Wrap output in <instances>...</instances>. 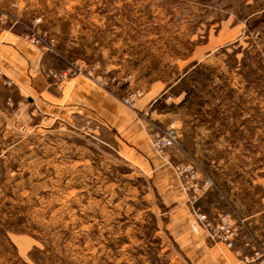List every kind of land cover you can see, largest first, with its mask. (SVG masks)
Here are the masks:
<instances>
[{"label":"rangeland","instance_id":"1","mask_svg":"<svg viewBox=\"0 0 264 264\" xmlns=\"http://www.w3.org/2000/svg\"><path fill=\"white\" fill-rule=\"evenodd\" d=\"M263 15L264 0H0V42L44 55L38 82L0 59V264H264ZM193 61L176 106L163 90ZM72 79L114 106L71 100Z\"/></svg>","mask_w":264,"mask_h":264},{"label":"crops","instance_id":"2","mask_svg":"<svg viewBox=\"0 0 264 264\" xmlns=\"http://www.w3.org/2000/svg\"><path fill=\"white\" fill-rule=\"evenodd\" d=\"M0 35H2V33H0ZM43 56L44 55L40 53V51L35 46L23 41L12 32L6 35L5 43L2 44L0 42V59L6 63H15V66L18 67L15 75L19 77H22L26 69H28L29 72H31L32 77H36L37 82L40 81V76H42L41 66ZM71 82L72 84L68 88V92L70 93L69 98H71V100H79L84 104L88 103L93 107L95 106L96 108H99L101 111H104L105 109L107 111L108 108L114 106V100L105 95L98 88L87 84L85 81H76L75 79H72ZM169 83L166 84L163 92L165 90H169ZM157 98L160 97L153 98L149 104H152L153 106V103ZM152 111H155L158 114L166 113L165 110L158 108L156 105H154Z\"/></svg>","mask_w":264,"mask_h":264},{"label":"trees","instance_id":"3","mask_svg":"<svg viewBox=\"0 0 264 264\" xmlns=\"http://www.w3.org/2000/svg\"><path fill=\"white\" fill-rule=\"evenodd\" d=\"M264 20V15L261 17ZM244 61V59H242ZM201 68L202 64H200L197 61H193L191 64H189L186 68H184L182 74L178 75L171 83H169V93L171 96L177 97L180 94H183L182 99L176 106H181L183 105L188 97L192 95L195 91L194 88L189 87V80H196V76L201 75ZM162 98L165 97V94L161 96ZM157 98L156 101L153 103V107L155 104L162 103V98ZM164 105V104H163ZM175 104L170 103V107H174ZM214 184V183H213ZM215 185V184H214ZM216 188V186H215Z\"/></svg>","mask_w":264,"mask_h":264},{"label":"built area","instance_id":"4","mask_svg":"<svg viewBox=\"0 0 264 264\" xmlns=\"http://www.w3.org/2000/svg\"><path fill=\"white\" fill-rule=\"evenodd\" d=\"M36 22L40 21V18H36L35 19ZM33 39V38H32ZM34 43L38 44V48L41 50V51H49L53 48V40H49L47 41V43H39L38 40H34ZM177 134L175 131H169L167 134H155V136L152 138V145L156 148V149H160L162 147H166L172 143H177ZM196 218L197 219H201L202 216L200 214H195ZM225 226H222L221 228H224ZM230 237V232L229 230L225 227V232H224V236L222 237V239L224 241H227ZM253 262V261H251ZM253 264H263V262H259V263H256V262H253Z\"/></svg>","mask_w":264,"mask_h":264}]
</instances>
